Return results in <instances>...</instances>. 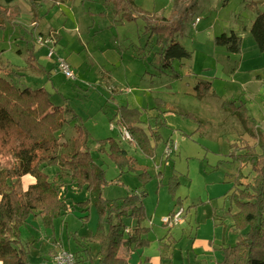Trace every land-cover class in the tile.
<instances>
[{
	"label": "rangeland",
	"instance_id": "374dc122",
	"mask_svg": "<svg viewBox=\"0 0 264 264\" xmlns=\"http://www.w3.org/2000/svg\"><path fill=\"white\" fill-rule=\"evenodd\" d=\"M248 1L197 0L182 33L173 35L190 55L173 61L172 68L159 64L158 45L145 48L147 32L143 33V18L122 17V9L117 10L104 0H40L37 19L28 0H15L17 24L8 22L0 29V62L19 66L25 73L18 80L20 84L31 88L42 86L50 92L54 103L67 102L86 128L89 152L105 172L107 184L102 196L112 199L141 190L146 192L145 213L139 222L143 228L138 235L142 243L127 246L124 242L118 248L127 257V264H190L196 262L195 254L211 264L214 256L220 257L212 244L220 243L221 239L232 244L240 236V232L230 227L231 217L224 216L230 206L227 195L232 187L228 173L231 168L234 174L238 164L230 168L214 166L228 152L229 143L238 138L255 144L228 107L235 108L238 100L248 105L246 99L251 96L249 114L259 120L257 125L264 127V97L257 92L264 85V54L258 51L250 34L255 17L253 8L264 9V0H251L256 3L253 8L246 5ZM134 3L156 17H169L172 13V0H134ZM2 10L10 11L5 6ZM196 17L199 20L194 24ZM49 30L56 31L57 36L53 35L57 38V54L67 59L74 71L73 78H66L54 61L47 58V49L35 43L38 34L51 33ZM231 31L241 36L239 53H227L214 43L215 36ZM151 40L154 42L155 36ZM30 49H34L35 64L28 62ZM232 100L235 104L230 103ZM119 106L151 112L149 116L143 114L146 122L141 128L147 132L146 124L159 127L161 142L154 156L142 153L139 148L131 150L135 142L122 138V127L115 122ZM162 110L165 112L160 114ZM74 134V123L63 127L59 135L62 151ZM108 136L120 140L124 146L130 144L129 153L138 161L135 171L119 168L106 154L98 155L97 141ZM173 142L176 149L166 156L165 147ZM4 161L12 159L0 155V162ZM42 169L52 180L58 166L44 165ZM143 170L148 174L145 181L138 176ZM248 170L246 167L244 173ZM30 181L24 175L17 191L25 189ZM59 194L69 205L88 197L84 188L78 189L73 184L61 187ZM74 207V211L55 218L51 226H45L38 215L27 217L20 227V240L28 244L30 264L50 263L60 249L76 252L79 256L76 264H98L97 259L90 260L83 251L86 247L93 255L99 249L96 241H83L98 225L97 209L91 203L89 216L82 223L79 216L84 213L77 204ZM180 209L178 224L169 227L162 222V218ZM231 209L235 210L234 203ZM224 217L223 224L217 225L216 220ZM133 225L135 218L127 219L125 231H131Z\"/></svg>",
	"mask_w": 264,
	"mask_h": 264
},
{
	"label": "trees",
	"instance_id": "16d2710c",
	"mask_svg": "<svg viewBox=\"0 0 264 264\" xmlns=\"http://www.w3.org/2000/svg\"><path fill=\"white\" fill-rule=\"evenodd\" d=\"M14 1L0 0V29L8 22L17 24L14 21ZM28 1L37 19L40 0ZM104 3H112L115 9H122V17L127 19L143 18V33L147 32L144 46H159L156 53L161 66L172 68L173 61L189 57L190 52L173 35L175 32L182 33L197 0H189L186 4L172 0V13L169 17H156L136 7L134 0H104ZM255 4L251 0L246 3L250 8L255 7ZM3 6L12 12L6 13L2 10ZM253 9L255 17L250 26V34L258 51L264 54V9L257 6ZM152 36H155L154 42ZM214 43L223 47L227 53H239L241 50V36L234 31L215 36ZM32 51L29 50L28 62L34 61ZM18 68L8 62H0V155L12 159L11 162L4 161V164L0 162V264H30L28 244L20 240V227L29 215H38L45 226H51L55 218L74 211L77 204L84 213L79 216L84 223L89 216L91 203L97 209L98 225L83 241L94 240L99 249L93 255L86 247L83 251L90 260L91 257L97 259L98 264H127V259L118 254V248L124 242L136 245L142 243L138 237L143 229L139 222L145 213L143 197L146 192L141 190L112 199L104 198L102 189L107 184L105 172L89 152L88 132L79 122V117L67 102L54 103L50 92L44 87L31 88L20 84L18 80L23 73ZM175 76L179 77L178 74ZM233 102L235 104L233 100L230 103ZM227 109L238 117L255 144L251 145L246 139L238 138L229 143L228 152L214 166L218 169L226 164H238L236 172L229 175L232 183L227 195L230 206L224 211V216L229 215L232 219L230 226L240 232L233 244L222 248V258L216 264H264V130L249 114L245 101L238 100L235 108ZM143 111L119 106L115 122L129 131L132 141L142 153L154 156L161 142L159 127L156 124L153 128L148 125L147 132L143 130L139 126ZM163 112L165 110L160 111V114ZM70 123H74L75 134L66 150L62 151L59 135L63 127ZM96 152L106 154L121 169L125 167L128 171H135L137 168V159L129 155L112 136L99 139ZM52 164L58 166V171L50 180L42 167ZM246 167L249 170L244 173ZM24 175L29 176L31 181L18 192L17 185ZM138 176L144 181L148 178L145 170ZM67 184H73L78 189L84 188L88 193L87 199L69 205L66 198L59 194L60 188ZM232 203L235 210L231 209ZM129 218H135V225L128 232L125 229ZM74 239L80 246V240L75 234ZM74 256L77 262L79 256L76 252Z\"/></svg>",
	"mask_w": 264,
	"mask_h": 264
},
{
	"label": "built area",
	"instance_id": "2783aa9c",
	"mask_svg": "<svg viewBox=\"0 0 264 264\" xmlns=\"http://www.w3.org/2000/svg\"><path fill=\"white\" fill-rule=\"evenodd\" d=\"M198 20L199 18L196 17L193 23L195 24ZM35 43L39 47H45L47 49V58L54 61L57 69H59L66 78L74 77V71L67 59L57 54L56 37H54L53 34H38L35 38ZM120 133L123 139L132 141L131 135L126 128L122 127ZM175 149L176 144L173 142L171 145L165 147L164 153L166 156H169L175 151ZM181 213V209L176 212L174 211L170 216L162 218V222L165 225L172 227L180 222ZM46 264H76V260L73 252L66 249H60L51 257L50 263Z\"/></svg>",
	"mask_w": 264,
	"mask_h": 264
},
{
	"label": "crops",
	"instance_id": "0c3cea01",
	"mask_svg": "<svg viewBox=\"0 0 264 264\" xmlns=\"http://www.w3.org/2000/svg\"><path fill=\"white\" fill-rule=\"evenodd\" d=\"M51 33H46V34H54L55 36H57V33H56V31L54 30V31H51V30H49ZM48 31V32H49ZM37 32H42V31H37ZM43 33V32H42ZM56 44H57V38H56ZM34 46V45H33ZM34 50V49H33ZM18 53H20L21 51H20V49H18V51H17ZM33 55V59H34V61H32L33 63L32 64H35L36 63V58H35V55L34 54H32ZM30 56V55H29ZM19 67V66H18ZM39 70H41V71H43L44 72V70L40 67V69ZM23 72V71H22ZM24 73V72H23ZM24 75H25V73H24ZM257 76L258 77H260V74H257ZM24 85V84H23ZM25 86V85H24ZM27 86V85H26ZM261 86H262V88L258 91L257 90V92L259 93L260 92V95H262V97H264V85L263 84H261ZM258 93H256V95L258 94ZM248 98L246 99L247 100V104L248 105H246L247 106V109H248V111H249V113L251 112V108L249 107V104H250V101H251V96H247ZM138 109V108H137ZM144 108H141V109H139V110H143ZM144 113H146V115H150L149 113H151L150 111H147L146 109H144V111H143V114ZM252 113V112H251ZM143 114H142V116H141V122L139 123V126L140 127H142L141 126V124H143L144 122H146V121H144V119H143ZM253 117V116H252ZM117 118V116L115 117V119ZM254 118V117H253ZM256 121H257V124H258V122H259V120H257V118L255 117L254 118ZM150 120V119H149ZM262 120H263V122H264V116H263V118H262ZM147 122H148V120H147ZM149 123V122H148ZM147 126H148V124H146V128H147ZM259 126V125H258ZM260 127V126H259ZM262 130H264V127H260ZM117 140V139H116ZM118 141V140H117ZM119 142H120V140H119ZM120 144H121V146L122 147H124L126 150H127V152H128V154L129 155H131L129 152V150H130V148H128V146L130 145H128V146H124L121 142H120ZM136 148H138L136 145L135 146H133V148H131V150L132 149H136ZM226 154V153H225ZM224 154V155H225ZM99 155V154H98ZM132 156V155H131ZM229 166V168L230 167H233V165H229V164H226V165H224V166H222V167H228ZM221 167V168H222ZM230 171L232 172H230V173H228V175H231V174H233V171L231 170V168H230ZM230 177V176H229ZM231 178V177H230ZM224 219H225V217L223 218V219H221V220H216V222H217V225L218 224H220V225H222L223 224V221H224ZM232 223V222H231ZM231 225V224H230ZM231 227V226H230ZM232 228V227H231ZM233 229V228H232ZM236 241V240H235ZM234 241V242H235ZM233 242V243H234ZM232 243V244H233ZM124 244H127V246H130L128 243H124ZM227 244H231V243H229V242H226V241H224V239H221L220 240V243H217V244H212V247L216 250V251H218L219 253H220V257H217V256H214V258L213 259H211L210 261H211V264H216V262L217 261H219V260H221V258H222V248L223 247H225ZM56 252V251H55ZM118 254L120 255V256H124L123 254H121V253H119L118 252ZM126 259H127V257L126 256H124ZM199 256L197 255V254H195V261L196 262H193V263H190V264H207V262L205 261V259L204 258H198ZM171 264H173L172 262H171Z\"/></svg>",
	"mask_w": 264,
	"mask_h": 264
}]
</instances>
